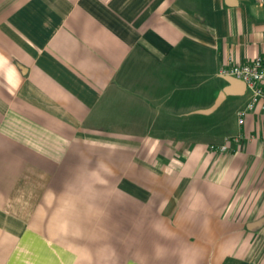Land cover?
Instances as JSON below:
<instances>
[{
    "label": "crops",
    "instance_id": "obj_1",
    "mask_svg": "<svg viewBox=\"0 0 264 264\" xmlns=\"http://www.w3.org/2000/svg\"><path fill=\"white\" fill-rule=\"evenodd\" d=\"M260 55L258 0H0V264H264L262 116L211 111Z\"/></svg>",
    "mask_w": 264,
    "mask_h": 264
},
{
    "label": "built area",
    "instance_id": "obj_2",
    "mask_svg": "<svg viewBox=\"0 0 264 264\" xmlns=\"http://www.w3.org/2000/svg\"><path fill=\"white\" fill-rule=\"evenodd\" d=\"M258 2L264 3V0H258ZM219 74L222 77L235 78L245 85L249 101L246 107L237 114L238 124L244 125L246 116L249 113H259L263 119L262 132L264 135V55L257 56L248 64L223 66ZM211 149L226 152L228 146L224 145L220 148L211 147Z\"/></svg>",
    "mask_w": 264,
    "mask_h": 264
},
{
    "label": "rangeland",
    "instance_id": "obj_3",
    "mask_svg": "<svg viewBox=\"0 0 264 264\" xmlns=\"http://www.w3.org/2000/svg\"><path fill=\"white\" fill-rule=\"evenodd\" d=\"M189 67V65L187 66ZM210 76H211V73H209ZM208 74V76H209ZM206 75V73H205ZM206 80H208V77L206 76ZM210 85L208 88H204V93L202 94L201 97H204V101H209V100H212V98L214 97L215 93H216V90L218 88H216L215 86V81L211 80L210 79ZM222 86V83L220 82V84ZM214 88H216L214 90ZM246 101H247V98L244 97V98H229L227 100V102L218 110V112L213 116L214 120L215 119H221V121L224 120L225 121H231L232 119H236V115H237V112L239 110H241L245 104H246ZM226 123V122H225Z\"/></svg>",
    "mask_w": 264,
    "mask_h": 264
},
{
    "label": "water",
    "instance_id": "obj_4",
    "mask_svg": "<svg viewBox=\"0 0 264 264\" xmlns=\"http://www.w3.org/2000/svg\"><path fill=\"white\" fill-rule=\"evenodd\" d=\"M227 83H228V87L224 88L223 91L219 94L214 106L212 107L211 111H215L222 103L223 101L230 95L233 94V85L237 84V83H242L241 81L235 79V78H227L226 79ZM264 226V217L259 219L258 221H255L253 223H250L247 226V229L251 232H254L256 230L261 229Z\"/></svg>",
    "mask_w": 264,
    "mask_h": 264
}]
</instances>
